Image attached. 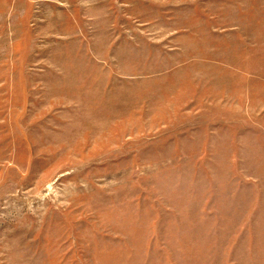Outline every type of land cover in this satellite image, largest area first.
Listing matches in <instances>:
<instances>
[{"label": "rangeland", "instance_id": "obj_1", "mask_svg": "<svg viewBox=\"0 0 264 264\" xmlns=\"http://www.w3.org/2000/svg\"><path fill=\"white\" fill-rule=\"evenodd\" d=\"M0 264H264V0H0Z\"/></svg>", "mask_w": 264, "mask_h": 264}]
</instances>
